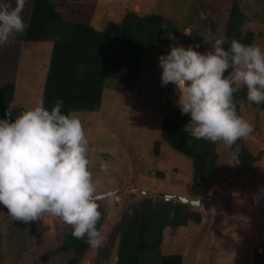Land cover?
Here are the masks:
<instances>
[{"label":"rangeland","instance_id":"rangeland-1","mask_svg":"<svg viewBox=\"0 0 264 264\" xmlns=\"http://www.w3.org/2000/svg\"><path fill=\"white\" fill-rule=\"evenodd\" d=\"M64 1L69 24L88 23L103 30L108 21L120 22L128 11L139 15L157 13L174 22L180 45L200 53L211 50L224 39L228 11L234 0H52ZM246 16L245 28L255 34L253 44L264 49V0H237ZM5 0H0V3ZM13 5L15 0H12ZM33 0H26L21 13L28 24ZM26 30V29H25ZM25 30L0 46V86L15 84L13 118L42 101L53 44L23 41ZM191 33V35H189ZM199 45V47H196ZM169 47L149 46L135 89H124L107 80L100 108L95 112H75L81 120L90 147V171L98 194L114 196L98 201L102 213L103 247L121 220L125 208L142 196L174 197L173 201L205 199L200 207V224L167 228L163 245L153 259L180 254L184 264H254V255L264 243V197H253L264 187V113L243 106L242 113L252 126L245 139L249 151L260 161L242 168L230 147L216 143L218 170L207 184L194 189L192 162L162 141L164 115L179 110L173 85L161 86L159 57ZM161 141L160 154L154 144ZM111 161L108 174L101 161ZM163 174V178L157 176ZM70 226L45 216L28 223L13 221L0 205V264H68L71 252L57 253ZM99 247V248H100ZM107 264H117V248ZM99 248H91L80 264H93ZM149 259L148 264L153 263ZM145 263V264H146Z\"/></svg>","mask_w":264,"mask_h":264},{"label":"clouds","instance_id":"clouds-1","mask_svg":"<svg viewBox=\"0 0 264 264\" xmlns=\"http://www.w3.org/2000/svg\"><path fill=\"white\" fill-rule=\"evenodd\" d=\"M26 0L0 3V46L23 32L27 25L21 15ZM162 24V29H167ZM172 41L166 55L159 57L161 86L173 85L176 106L190 116L184 133L228 147L239 145L253 132V126L237 112L236 93L247 90V100L264 105V49L233 39L226 50L218 39L211 50L200 53L191 46ZM196 47H199L197 45ZM64 101L57 99L49 110L43 101L21 111L12 119L15 106L9 104L6 118L0 119V205L13 221L25 223L52 216L72 229L71 235L91 248L104 242L98 225L102 213L90 171V147L83 124L74 111L62 112ZM111 161H101L108 174ZM264 187L253 197L259 204Z\"/></svg>","mask_w":264,"mask_h":264},{"label":"trees","instance_id":"trees-1","mask_svg":"<svg viewBox=\"0 0 264 264\" xmlns=\"http://www.w3.org/2000/svg\"><path fill=\"white\" fill-rule=\"evenodd\" d=\"M68 6L64 1L33 0L23 41L28 43L51 42L53 49L42 101L49 110L57 99L64 101L62 112H95L102 103L105 83L113 80L124 89H135L140 79L143 59L149 46L169 47L171 33L180 44L176 24L157 13L139 15L128 11L120 22L108 21L103 30L88 23L69 24L65 20ZM246 16L237 0L228 11L223 47L227 50L233 39L246 45L253 44L255 34L245 28ZM166 24L167 29L161 25ZM191 35V33L189 34ZM15 84L0 86V119H5L9 104L14 105ZM237 112L243 118V106H250L256 113H264V105L247 100V90L236 93ZM13 114V113H12ZM12 119L14 120L13 116ZM190 116L180 110L164 115L162 141L175 152L192 162L195 176L194 189L207 184L218 170L219 154L216 143L197 140L183 129ZM161 141L154 144L160 154ZM230 147L242 168L250 169L259 161L249 151L245 139ZM163 178L162 173H158ZM125 208L121 220L113 227L106 244L97 251L93 264H107L110 254L117 248V264H145L163 245L167 228L186 227L189 222L200 224L202 214L190 204L180 200L168 201L164 197L142 196ZM102 228V222L98 225ZM72 229L64 234L57 253L71 252L68 264H80L91 247L73 238ZM153 259V258H152ZM156 264H184L180 254L162 255L153 259ZM148 264V263H146ZM254 264H264V243L254 255Z\"/></svg>","mask_w":264,"mask_h":264},{"label":"water","instance_id":"water-1","mask_svg":"<svg viewBox=\"0 0 264 264\" xmlns=\"http://www.w3.org/2000/svg\"><path fill=\"white\" fill-rule=\"evenodd\" d=\"M117 193H118V192H117ZM117 193H111V194H108V195H105V196H106V197L114 196V195H116ZM173 199H174V197H172V196H168V197H166V200H168V201H172ZM179 200H180L182 203H184V204H190V205L193 206V207H200L205 199H200V200L190 201V200L187 199V198H181V199H179Z\"/></svg>","mask_w":264,"mask_h":264},{"label":"crops","instance_id":"crops-1","mask_svg":"<svg viewBox=\"0 0 264 264\" xmlns=\"http://www.w3.org/2000/svg\"><path fill=\"white\" fill-rule=\"evenodd\" d=\"M32 5H33V3H32ZM28 18H29V16H28Z\"/></svg>","mask_w":264,"mask_h":264}]
</instances>
